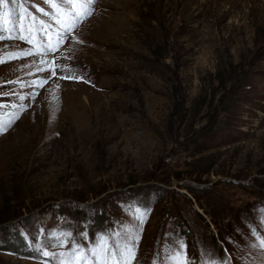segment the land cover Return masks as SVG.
I'll return each instance as SVG.
<instances>
[{"label": "rangeland", "instance_id": "rangeland-1", "mask_svg": "<svg viewBox=\"0 0 264 264\" xmlns=\"http://www.w3.org/2000/svg\"><path fill=\"white\" fill-rule=\"evenodd\" d=\"M21 3L57 29L42 0H9L13 19ZM70 35L56 52L0 40V264L77 246L93 264L129 233L133 264L179 241L191 264H264V0H95Z\"/></svg>", "mask_w": 264, "mask_h": 264}, {"label": "snow or ice", "instance_id": "snow-or-ice-1", "mask_svg": "<svg viewBox=\"0 0 264 264\" xmlns=\"http://www.w3.org/2000/svg\"><path fill=\"white\" fill-rule=\"evenodd\" d=\"M15 5L17 0H11ZM9 0H0V7L4 9L0 13V40L19 39L31 45L37 53L39 52H56L59 45L63 44L65 40H76L81 42L78 38L70 34L76 29L80 23L86 20L92 14V7L95 0H42V3L48 5L51 11L45 10L44 7L34 6L35 12L41 13L43 16H50V18L58 26L55 31L52 30V25L44 19H41L33 12L28 11L23 3L19 4L20 14L18 21L13 19L18 14L16 11L8 10ZM39 25V27H37ZM15 33V35H13ZM38 35L47 37V43L40 42ZM34 52L29 50L20 53H8V59H17L19 56H31ZM5 59L0 56V63H4ZM47 61L42 60L41 64H46ZM56 67H59L57 65ZM38 71H49L48 68H38ZM51 75L56 76V70L51 69ZM65 77H61L63 79ZM68 79H79L77 77H67ZM15 83V82H10ZM47 83V79L34 80L31 82L32 86L43 87ZM58 87V85H57ZM22 98V97H21ZM3 107V105H0ZM23 110V106H20ZM15 118H18L16 116ZM14 123L9 120L7 124L0 122V131H6ZM146 213L138 215L140 224H143V217ZM252 236L256 238L257 243L252 247L259 248L264 251V234H258L255 229L252 230ZM139 240V235L125 234L123 236V243L113 241L109 246L108 240L100 237V242L97 247L89 249L93 264H133L136 257L135 244ZM170 252L164 264H191V260L186 254V248L182 241L177 243V246L166 249ZM42 255L49 257L55 255L48 251H42ZM60 255H64L63 253ZM72 259L62 261L61 264H87L86 253L77 246L69 254ZM155 264V261H154ZM200 264H229L227 257L214 258L211 253L202 252Z\"/></svg>", "mask_w": 264, "mask_h": 264}, {"label": "trees", "instance_id": "trees-1", "mask_svg": "<svg viewBox=\"0 0 264 264\" xmlns=\"http://www.w3.org/2000/svg\"><path fill=\"white\" fill-rule=\"evenodd\" d=\"M236 74H237V73H236ZM236 74H235V75H236ZM232 81H233V80H232ZM224 82H226V79L224 80ZM231 83H232V82H231ZM0 249H1V250H12V249H11V246H10L9 244H7V243L2 244V245L0 244Z\"/></svg>", "mask_w": 264, "mask_h": 264}]
</instances>
